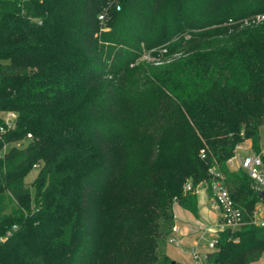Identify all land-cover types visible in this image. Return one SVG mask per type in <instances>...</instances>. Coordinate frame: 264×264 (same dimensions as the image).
<instances>
[{
	"label": "trees",
	"instance_id": "obj_1",
	"mask_svg": "<svg viewBox=\"0 0 264 264\" xmlns=\"http://www.w3.org/2000/svg\"><path fill=\"white\" fill-rule=\"evenodd\" d=\"M263 17L264 0H0V116L18 114L0 264H182L174 206L197 217L214 166L246 223L205 264L259 263L264 201L228 160L260 153Z\"/></svg>",
	"mask_w": 264,
	"mask_h": 264
},
{
	"label": "built area",
	"instance_id": "obj_2",
	"mask_svg": "<svg viewBox=\"0 0 264 264\" xmlns=\"http://www.w3.org/2000/svg\"><path fill=\"white\" fill-rule=\"evenodd\" d=\"M99 20L101 22H105L106 14L100 15ZM258 22H264V17L258 18ZM0 118L1 139L2 135L17 126L18 114L15 112L2 113ZM32 138V134L27 135V140H30ZM202 157H205L204 153ZM228 166L231 170H236L239 168L244 169L249 177L254 181L256 190L259 193L264 192V154L263 156L256 153L248 154L246 156L234 155L231 159L228 160ZM210 175V179L205 184H207L210 189L211 202L213 206L219 211L220 219L214 226L207 229L208 233L214 235L213 239L208 241L209 251L206 253H202L197 248L191 249L190 253L193 255L196 264H205L207 260V254L216 250L217 234L219 232L226 230L234 231L239 229L246 223L242 211L235 205L230 192L224 183L225 178L223 173H221L214 166L210 169ZM185 190L192 191L191 182L186 185ZM260 212H262V210L256 207L253 214V220L256 225L264 226V218L258 220ZM177 232L178 228L175 226L173 228V234ZM169 241L171 243H175L177 247H180L175 238L171 237Z\"/></svg>",
	"mask_w": 264,
	"mask_h": 264
},
{
	"label": "crops",
	"instance_id": "obj_3",
	"mask_svg": "<svg viewBox=\"0 0 264 264\" xmlns=\"http://www.w3.org/2000/svg\"><path fill=\"white\" fill-rule=\"evenodd\" d=\"M242 156H246V155H242ZM197 195H198V204H199L198 205L199 210H198L197 217L191 212L186 211L183 208H181L182 211H184V214L178 218L175 213V206H178V204L174 206V214H175V219H176L175 226L178 228V232L172 234V237L176 239L180 247H177L175 243H171L169 240H168V244L169 243L174 244L176 248L182 249L181 247L182 243H185L186 241L191 239L192 236L200 234L199 240L197 242H194L192 247H188L185 250L186 252H190L191 249L197 248L200 252L206 253L209 251V249L206 250L200 247H201L202 242L205 241V237L211 234L207 232V229L214 226V224L206 225V223H204V221H207L209 217H211L209 216L211 214L208 210V205H210L216 212L217 216L215 218L216 220L214 223H217L219 221L220 213L213 206L211 202V192L207 184L205 183L202 184L201 190L198 192ZM261 206H264V205L261 204ZM178 221L180 224H178ZM167 252H168V245H167Z\"/></svg>",
	"mask_w": 264,
	"mask_h": 264
},
{
	"label": "rangeland",
	"instance_id": "obj_4",
	"mask_svg": "<svg viewBox=\"0 0 264 264\" xmlns=\"http://www.w3.org/2000/svg\"><path fill=\"white\" fill-rule=\"evenodd\" d=\"M259 137H260V153L259 155L264 154V125L261 126V128L259 129ZM10 148V146H5L4 147V151H7ZM255 153L254 150L252 149V140L251 139H247L245 141H243L242 143L238 144L236 149H235V153L234 155H247V154H253ZM237 170V169H236ZM38 170L35 169L32 171V173L28 176L27 180L30 182L32 181L36 176H37ZM202 184H200L197 188L196 193L198 194V192L201 190ZM258 208H260L262 210V212L259 213V217L258 220H261L264 218V206H261V204L257 205ZM208 210L210 212L211 217H209V219L207 221H204V223H206V225H212V224H216L215 222V218H216V212L215 210L208 205ZM175 213L177 215V217L179 218L180 216H182L184 214V211H182L181 207L175 206ZM178 224L179 221H178ZM200 234L199 235H194L191 237V239H189L188 241H186L185 243H182L181 247L182 249H178L175 247L174 244L169 243L168 244V255L170 256V258L175 261V262H179L182 264H196V261L193 258V255L190 252H186V248L188 247H192L194 242H197L199 240ZM214 237L213 234H209L205 237V241L202 242L201 247L203 249H208V241L212 240ZM256 264H264V257L263 259Z\"/></svg>",
	"mask_w": 264,
	"mask_h": 264
},
{
	"label": "water",
	"instance_id": "obj_5",
	"mask_svg": "<svg viewBox=\"0 0 264 264\" xmlns=\"http://www.w3.org/2000/svg\"><path fill=\"white\" fill-rule=\"evenodd\" d=\"M260 198L264 201V192L259 193Z\"/></svg>",
	"mask_w": 264,
	"mask_h": 264
}]
</instances>
